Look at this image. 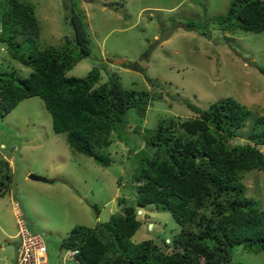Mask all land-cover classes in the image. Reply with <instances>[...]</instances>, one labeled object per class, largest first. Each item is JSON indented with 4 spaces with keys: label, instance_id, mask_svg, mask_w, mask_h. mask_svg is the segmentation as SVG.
<instances>
[{
    "label": "rangeland",
    "instance_id": "rangeland-1",
    "mask_svg": "<svg viewBox=\"0 0 264 264\" xmlns=\"http://www.w3.org/2000/svg\"><path fill=\"white\" fill-rule=\"evenodd\" d=\"M7 1L0 0V18ZM29 1L35 5L41 27L39 37L28 38L30 46L58 45L62 36H72L63 0ZM229 4L230 0H76V6L83 11L90 55L68 70L67 75L83 77L97 65L101 80L107 81L108 73L103 68L107 63L124 89L147 93L145 115L140 117L134 108L128 109L126 141L114 135L107 148L97 150L109 157L108 166L73 152L64 134L53 131L51 116L37 96L22 100L4 118L0 117V159L10 157L12 168L9 187L0 194V264L4 257L9 261L16 258L14 202L28 228L42 234L49 263L62 264L65 251L59 242L73 227H92L107 221L124 206L121 198L132 204L135 185L140 183L132 175L140 162L141 150L146 149L145 130L155 129L165 120L180 128L184 120L198 117L189 105L206 109L212 102L227 97L236 99L247 106L251 115L230 142L248 139L255 118L264 114V74L258 70L264 68V30L219 28L214 20L226 13ZM188 21L197 23L199 28L187 29ZM118 59L137 63L145 74L122 66L124 62H115ZM2 70H13L21 77L32 71L13 59L6 45L0 43ZM153 151L147 149L146 154ZM31 174L53 183L47 188L46 182L31 178ZM240 182L245 186L243 197L250 198L249 204L263 208L264 170L250 169ZM65 187L77 194V204L64 198ZM140 211L138 216L143 223L130 238L132 243L145 239L168 241L180 232V225L168 211L154 205H146ZM228 264H264V250L234 246Z\"/></svg>",
    "mask_w": 264,
    "mask_h": 264
},
{
    "label": "trees",
    "instance_id": "trees-1",
    "mask_svg": "<svg viewBox=\"0 0 264 264\" xmlns=\"http://www.w3.org/2000/svg\"><path fill=\"white\" fill-rule=\"evenodd\" d=\"M63 5L72 36H62L58 45L38 48L27 43L41 31L35 5L29 0L7 1L0 18V43L32 71L26 77L13 70L0 72V117L22 100L37 96L51 116L53 131L64 134L73 152L108 166L109 157L97 150L107 148L114 135L126 141V112L134 108L143 117L148 96L124 89L107 63L103 64L107 81L101 80L97 65L83 77L67 75L90 55V40L76 0H63ZM214 22L224 30L263 31L264 0H230L226 13ZM185 25L199 28L193 21ZM200 32L204 34L203 29ZM122 66L144 73L137 63L124 61ZM258 70L264 74V68ZM146 79L153 81L147 75ZM189 106L198 117L184 120L180 128L165 120L145 130L146 149L141 150L132 175L135 182L140 181L132 204L121 198L124 206L107 221L75 226L59 242L61 248H78L77 264H228L234 246L264 250V207L249 204L240 182L246 171L264 170V114L255 118L245 142L231 144L236 130L251 115L246 105L227 97L206 109ZM150 148L154 151L147 155ZM9 158L0 159V194L11 182ZM146 205L168 211L180 232L168 241L132 243L130 238L143 223L138 210Z\"/></svg>",
    "mask_w": 264,
    "mask_h": 264
},
{
    "label": "built area",
    "instance_id": "built-area-1",
    "mask_svg": "<svg viewBox=\"0 0 264 264\" xmlns=\"http://www.w3.org/2000/svg\"><path fill=\"white\" fill-rule=\"evenodd\" d=\"M14 207L18 235L14 264H50L48 260V248L42 234L31 231L17 204ZM64 251L62 264H66L64 263L66 260H71L73 264H77L76 255L79 252L78 248H64Z\"/></svg>",
    "mask_w": 264,
    "mask_h": 264
},
{
    "label": "crops",
    "instance_id": "crops-1",
    "mask_svg": "<svg viewBox=\"0 0 264 264\" xmlns=\"http://www.w3.org/2000/svg\"><path fill=\"white\" fill-rule=\"evenodd\" d=\"M11 159H12V157H11ZM44 182L47 183V186H46V185H43V186H46L47 188H49L50 184L53 183V180H47V181H44ZM65 189H66V191H63L64 198H65L66 200L73 199V201L77 204V201L79 200L78 197H76L77 194L74 193L73 190L70 189V188H68V187H65ZM75 194H76V195H75ZM12 210H13V213H14V215H15L14 207H12ZM69 232H70V231H69ZM17 245H18V242H17V244H16V246H15V247H16V248H15L16 251H17ZM1 248H2V247H1ZM15 257H16V255H15ZM15 259H16V258H15ZM15 259L12 260V261H9L7 257H4V258H3V264H14Z\"/></svg>",
    "mask_w": 264,
    "mask_h": 264
},
{
    "label": "water",
    "instance_id": "water-1",
    "mask_svg": "<svg viewBox=\"0 0 264 264\" xmlns=\"http://www.w3.org/2000/svg\"><path fill=\"white\" fill-rule=\"evenodd\" d=\"M115 62H117V63H122V62H124V60H122V59H118V60H116ZM262 147H264V145H263ZM30 177H31V178H33V179H36V180L47 181V179H46V178H44V177H40V176H34V175H32V174L30 175ZM138 212H140V210H139ZM149 226L151 227V226H152V224H151V223H149Z\"/></svg>",
    "mask_w": 264,
    "mask_h": 264
},
{
    "label": "clouds",
    "instance_id": "clouds-1",
    "mask_svg": "<svg viewBox=\"0 0 264 264\" xmlns=\"http://www.w3.org/2000/svg\"><path fill=\"white\" fill-rule=\"evenodd\" d=\"M124 61H125V60H124ZM12 159H13V158H12ZM15 204H17V203L14 202V203H13V207H14ZM17 206H18V205H17ZM18 209H19V208H18ZM138 211H139V210H138ZM14 212H15V207H14ZM139 213H141V211H140ZM112 214H113V213H112ZM110 216H111V215H110ZM15 221H16V218H15ZM151 224H152V223H151ZM16 225H17V224H16ZM151 227H152V226H151ZM60 249H64V248H61V247H60ZM16 253H17V252H16Z\"/></svg>",
    "mask_w": 264,
    "mask_h": 264
}]
</instances>
